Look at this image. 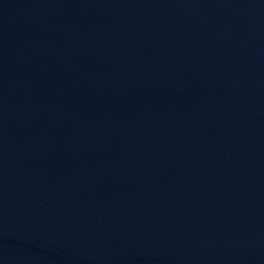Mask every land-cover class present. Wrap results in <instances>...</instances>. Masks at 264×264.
<instances>
[{"label":"water","instance_id":"obj_1","mask_svg":"<svg viewBox=\"0 0 264 264\" xmlns=\"http://www.w3.org/2000/svg\"><path fill=\"white\" fill-rule=\"evenodd\" d=\"M0 264H264V0H0Z\"/></svg>","mask_w":264,"mask_h":264}]
</instances>
